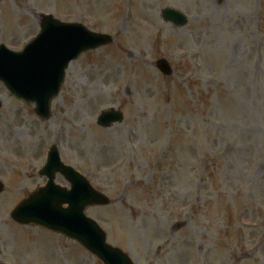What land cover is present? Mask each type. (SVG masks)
I'll list each match as a JSON object with an SVG mask.
<instances>
[{"label": "rangeland", "instance_id": "obj_1", "mask_svg": "<svg viewBox=\"0 0 264 264\" xmlns=\"http://www.w3.org/2000/svg\"><path fill=\"white\" fill-rule=\"evenodd\" d=\"M42 15L115 42L70 65L49 122L0 83V264H102L11 221L53 145L111 199L87 216L136 264H264V0H1L0 44L22 51ZM112 109L124 122L98 126Z\"/></svg>", "mask_w": 264, "mask_h": 264}, {"label": "water", "instance_id": "obj_2", "mask_svg": "<svg viewBox=\"0 0 264 264\" xmlns=\"http://www.w3.org/2000/svg\"><path fill=\"white\" fill-rule=\"evenodd\" d=\"M166 23L185 27L187 18L171 9L163 11ZM40 36L23 53L0 49V81L11 94L28 104L36 105V114L47 121L51 117V103L59 96L66 69L83 52L111 44L108 36L88 32L81 25L61 24L52 17H44ZM166 75L172 74L166 61L159 63ZM122 121L119 112H105L99 124L109 127ZM56 149L49 153L48 163L41 175L49 182L12 214V219L23 225H38L62 233L79 241L104 264H133L127 255L107 244L104 231L85 215L93 205H109L110 200L96 192L88 181L73 168L64 165ZM71 184L66 190L55 184L57 174ZM4 190L0 183V193ZM64 206H67L64 208Z\"/></svg>", "mask_w": 264, "mask_h": 264}]
</instances>
